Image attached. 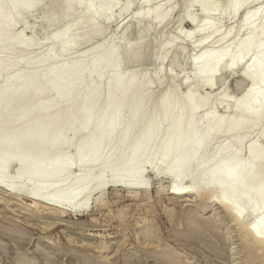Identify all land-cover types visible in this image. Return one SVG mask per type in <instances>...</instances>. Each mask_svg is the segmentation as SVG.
I'll list each match as a JSON object with an SVG mask.
<instances>
[{"label":"bare ground","instance_id":"bare-ground-1","mask_svg":"<svg viewBox=\"0 0 264 264\" xmlns=\"http://www.w3.org/2000/svg\"><path fill=\"white\" fill-rule=\"evenodd\" d=\"M44 1L0 0V48L10 44L18 46L16 65L28 64L23 52L33 43L23 37L21 30L13 33L15 24L26 13L42 7ZM149 1L153 2L143 0V3L146 5ZM253 1L188 0L185 6L187 9L195 7L206 16L217 13L222 20L233 18L243 10L238 28L249 31L232 47L204 50L191 57L193 77L203 80L207 86L213 88L217 84L218 70L236 67L247 85L244 98H249L246 101L231 102L221 88L217 92L219 98L230 103L233 112L225 119L212 112L206 113L201 118L204 128L196 118V110L208 106L210 97L202 101L194 95L193 89H188L176 99L172 87L154 97L152 86L161 82V67L151 75L152 79L146 78L147 73L145 77L121 74L115 64L118 54L127 55L128 60L133 61L142 45L119 48L113 41L106 46L102 42L89 50L95 53L91 69L81 70L75 77L69 75L72 70L82 68L81 62L70 61L43 71L47 61L78 46L79 36L71 34L75 25H65L53 33L49 38L51 45L36 61L29 63L33 66L30 72L18 69L0 83V189L9 194H25L50 207L74 209L77 198L83 197L82 205H87L95 192L107 186L146 191L148 185L141 177L143 167L150 165L156 168V176L175 178L166 188L168 195L178 199L201 191L207 201L221 207L242 233L248 261L264 257V153L258 151L256 141L243 147L245 156L239 152L240 131L253 128L264 119V9L245 12ZM119 2L56 0L43 12L42 22L49 24L68 15L72 9L82 8L88 16L86 35L98 37L103 33L100 24L110 21L111 11ZM155 6L147 11H136L134 20L140 24L160 25L167 13L157 4ZM196 31L201 35L206 33V37L201 36L194 43L198 46L209 40L208 32L219 30L214 24L202 23ZM232 33L231 28L223 38L214 40L219 43ZM183 39L187 41L189 34ZM165 56L164 53L159 57L160 62ZM247 57L249 59L244 62ZM6 68L1 58L0 74ZM94 75L96 81L79 93L84 87L85 76ZM49 89L54 91L53 98L49 103L41 101ZM26 99L31 101L30 107L13 115L14 107ZM61 100L63 110L57 108ZM35 107L38 112H49V115L21 133L20 128L32 116ZM48 129L51 133L45 136ZM63 131L67 135L61 140ZM222 137L223 141L218 144ZM231 143L238 149L228 155ZM70 148H73L71 152ZM11 166L15 167L13 177L6 174ZM73 167L80 169V174L71 178ZM195 167L198 171L191 172ZM106 174L107 179L104 178ZM63 182L68 183L59 186ZM52 183L55 187L50 189ZM185 183L188 186L183 192ZM213 188L216 192H211ZM246 216L252 217L249 223L244 219ZM198 223L203 224L202 221Z\"/></svg>","mask_w":264,"mask_h":264},{"label":"rangeland","instance_id":"rangeland-1","mask_svg":"<svg viewBox=\"0 0 264 264\" xmlns=\"http://www.w3.org/2000/svg\"><path fill=\"white\" fill-rule=\"evenodd\" d=\"M54 1L45 0V5L26 13L16 22L13 33L21 30L23 37L33 45L23 52L28 62L23 66L15 64L19 52L17 45L0 48V59L7 65L6 70L0 74V83L9 79L18 69L30 72L33 66L29 63L36 61L51 45L49 38L52 34L65 25H75L71 34L79 36L78 46L47 61L43 71L70 61L81 62L82 68L72 70L69 75L75 77L81 70L91 69V58L95 53L93 55L89 50L102 42L106 46L113 41L119 48L122 45L139 44L142 49L133 61H129L124 54L116 57L115 64L119 66L121 74L126 77L142 74L145 77L147 73L146 78L152 79L151 75L154 76L161 67V82L152 86L154 97H159L169 87L173 88L176 99L188 89H193L194 95L202 101L210 97L208 106L196 110V118L200 119L202 128L205 123L201 118L206 113L212 112L216 117L225 119L233 112L232 105L219 98L221 88L231 102L246 101L249 98H244L247 85L242 82L239 67L233 68L235 70H218L217 84L211 88L203 80L193 77L194 66L190 61L191 57L204 50L232 47L238 39L246 36L248 29L238 28L243 10L233 18L222 20L217 13L206 16L195 7L185 8L188 0H153L148 2L149 5L146 3L147 7L143 0H120L111 11L110 21L100 24L103 33L98 37H90L85 30L88 16L82 8L72 9L68 15L49 24L43 23L42 14L50 9ZM253 2L245 12L264 9V0ZM156 4L162 12L165 10L167 13L166 22L152 27L134 20L136 11L150 10ZM202 23L214 24L219 31L208 32L209 40L195 46L194 43L201 36L206 37V33L201 35L196 31ZM231 28L233 33L229 37L219 43L215 42L214 38H223ZM185 34H189L187 41L183 39ZM164 53L165 59L160 62L159 57ZM247 59L249 57L244 62ZM96 78V75L85 76L84 87L78 92L87 90L85 86L96 81ZM53 96L54 91L49 89L41 101L49 103ZM30 105L31 101L26 99L14 107L12 114ZM57 108L63 110L62 100ZM37 110V107L33 109L32 116L20 128L21 133L27 132L36 121L49 115V112L42 114ZM73 126L77 127V124ZM50 133L51 129H48L45 136ZM66 135V131L61 132L60 139L63 140ZM240 135L242 140L239 152L243 156L246 154L243 147L252 141H256L258 151L264 153V119L253 128L242 129ZM220 139L218 144L223 141V137ZM70 149L69 152L73 148ZM236 149L238 146L231 143L228 155ZM198 169L192 168L191 172L196 173ZM79 170L73 167L70 177L79 175ZM14 173V166L6 172L7 176L12 177ZM104 178L107 179L108 174ZM174 179L173 176H156V168L145 165L141 180L148 185L146 191L107 186L95 192L87 205H82L83 197L77 198L74 209L50 207L25 194H9L0 189V264H264V257L256 261L246 259L238 226L221 207L207 201L201 191L178 199L168 195L166 188ZM63 183L59 186L68 182ZM187 186V183L183 184V192ZM54 187L55 183H52L50 189ZM212 191L216 192V189ZM248 217L244 219L249 223L252 217Z\"/></svg>","mask_w":264,"mask_h":264}]
</instances>
